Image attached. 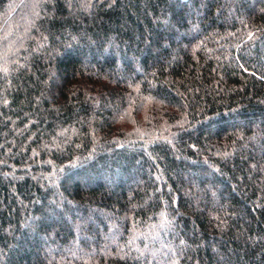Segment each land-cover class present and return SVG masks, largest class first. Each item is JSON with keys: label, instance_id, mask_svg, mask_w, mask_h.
Listing matches in <instances>:
<instances>
[{"label": "trees", "instance_id": "1", "mask_svg": "<svg viewBox=\"0 0 264 264\" xmlns=\"http://www.w3.org/2000/svg\"><path fill=\"white\" fill-rule=\"evenodd\" d=\"M0 264H264V0H0Z\"/></svg>", "mask_w": 264, "mask_h": 264}, {"label": "rangeland", "instance_id": "2", "mask_svg": "<svg viewBox=\"0 0 264 264\" xmlns=\"http://www.w3.org/2000/svg\"><path fill=\"white\" fill-rule=\"evenodd\" d=\"M52 250H53V251H55L56 249H55V248H53V249H50V251H52Z\"/></svg>", "mask_w": 264, "mask_h": 264}]
</instances>
